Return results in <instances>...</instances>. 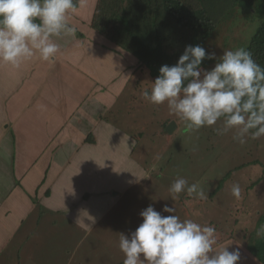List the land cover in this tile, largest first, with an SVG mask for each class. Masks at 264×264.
Instances as JSON below:
<instances>
[{"label":"rangeland","instance_id":"obj_1","mask_svg":"<svg viewBox=\"0 0 264 264\" xmlns=\"http://www.w3.org/2000/svg\"><path fill=\"white\" fill-rule=\"evenodd\" d=\"M185 1H190L192 6L197 3L196 0ZM95 3L96 0H77L76 6L82 4V11H88L90 14ZM263 18L264 13L250 17L244 7L235 4L230 11L220 17L216 29L204 42L206 52H214L218 58L223 51L244 48ZM69 23L71 26L76 24L71 21ZM128 61L133 64L130 67L131 70L137 67V62H130V59ZM215 63L216 60H210L203 68L210 70ZM126 79H129L126 84L122 82L119 86L124 89V93H120L121 97L118 96V92H115L116 99L110 98V101H107L105 97L104 100L97 101L98 105L94 103V100H88L87 105L98 111L93 114V117L87 119V123L90 124L93 121L95 126L97 122L102 125L101 129H106L103 127L105 120L107 122L105 126L112 129L110 125H113V134H117L114 136L112 132L106 134L107 147L99 151L98 155L103 159L90 162L93 166L89 165L88 170L84 173L80 172L82 176L76 174L80 176L78 179L72 176L69 182L65 183V187L61 184L58 192L63 188L60 193L62 199L69 202L70 198L67 196L71 197V194L79 192V188L75 187V181L80 182L87 173H90L94 180L96 178L103 180L109 187L104 188V185H100L102 192L98 190V193L100 197H107L108 203L104 206L106 208L97 202L89 201V205L92 206L93 212L103 211L102 217L99 218V222H104L103 237L109 236L110 241L114 238L115 248H117L120 233L127 236L142 222L139 213L143 209L151 205L155 210L161 211L167 205L175 208L174 214L181 220L192 219L201 225L214 226L216 233L219 232L217 235L222 234V237L226 239L231 235L248 251L250 248L253 253H262L258 239L263 237H257L256 230L264 225V218L257 222L264 214V137L257 140L249 139L247 143L241 145L233 140L234 130L223 135L217 133L215 129L222 127V119L216 125L202 127L191 135H185L182 131L184 122L178 116L169 113L166 103L154 105L143 98L142 92L145 89L150 91L151 82H153L147 75L136 68L135 74ZM114 82L115 80L112 81ZM169 123H172V127L167 132L166 126ZM88 136L91 137L89 133ZM132 140L135 141V147L129 152L128 146L130 147ZM96 150L93 149V155L97 154ZM8 165L9 162L7 164L3 161V167L0 170L2 180L3 172H6ZM57 166L59 165L53 168L59 169ZM179 177L187 179L189 184L200 182L201 186H204L206 182L209 188L208 199L188 197L186 193H181L178 199H173L169 188ZM29 183L30 181L21 182L22 185H29ZM8 184L12 187L9 176L5 181V185L8 186ZM233 184H239L242 189L240 199H236L231 194ZM2 191L0 187V192ZM41 191L43 192L44 188L41 187ZM95 194L93 193V196ZM36 197L28 195L27 199L35 203L33 207H36L38 212L41 196ZM3 198L0 196V201ZM14 198L15 196H12L11 200ZM15 201L18 202V199ZM24 209H26L24 211H32L29 202L25 204ZM161 214L167 216L173 213L161 211ZM53 215V217L57 216ZM2 217L0 216V224L6 220ZM8 217L18 218V214H11ZM59 218L63 220L62 217ZM6 222H9L8 219ZM100 227L102 226H95V228ZM3 231L7 232L6 228ZM99 232L101 230H95L96 236L93 241L99 238ZM75 235L78 237L73 240L65 239L64 241L54 238L46 242L47 255L61 256L62 253H58L59 249L67 254L69 248L74 246V242L81 240L80 243H92L90 238L84 237L83 240L80 237L81 232L77 231ZM100 240L93 242L97 249L103 246L99 243L105 239ZM12 243L15 244L14 252L7 260L2 257L4 254H0V264H31L30 260H23L24 241L15 239ZM63 243L71 245H68V248ZM104 252L100 250V254ZM72 253L76 255L70 264H116V258L119 257L114 255L111 249L108 255L103 254L106 262L98 260L94 255L82 256L73 249H71ZM254 256L257 255L254 254ZM248 264L260 263L248 254Z\"/></svg>","mask_w":264,"mask_h":264},{"label":"crops","instance_id":"obj_2","mask_svg":"<svg viewBox=\"0 0 264 264\" xmlns=\"http://www.w3.org/2000/svg\"><path fill=\"white\" fill-rule=\"evenodd\" d=\"M82 9L80 4L75 12H69V21L76 23L73 25L76 35L56 41L61 50L53 63L34 57L19 70L0 63V170L3 161L9 162V167L3 172V180L0 174V187L3 189L0 196L4 197L0 201V216L9 221L0 224V254H4V260L14 252L12 241L15 239L24 241L23 260H30L31 264H70L76 255L71 254V249L82 256L94 255L105 262L103 254L108 255L111 249L114 255H119L116 264H123L125 259L119 242L115 248L114 238L110 241L109 236L103 237L104 222H99L103 211L93 212L89 205V201L97 202L106 208L107 197H100L98 190L102 192L99 187L109 186L103 180L92 179L87 173L80 182L75 181L79 192L67 196L69 202L60 195L63 188L58 192L61 184L65 187L72 176L78 179L80 176L76 174L82 176L80 172L84 173L89 165L93 166L90 162L103 159L98 155L107 147L106 134H117H113V125H110L113 130L105 126V120L103 127L106 129H101L102 125L97 122L95 126L93 121L87 123V119L98 111L87 105L88 100H94L98 105L97 101L105 97L107 101L116 99L115 92L121 97L124 89L119 86L122 82L125 85L129 80L126 78L135 74L130 67H126L129 63L126 53L103 41L102 36L90 28L91 13L87 14ZM93 149H97V154H92ZM57 164L59 169L53 168ZM7 176L12 187L5 185ZM26 181H30L29 185L21 184ZM93 193L96 194L93 196ZM28 195L41 196L38 212L33 207L35 203L27 199ZM12 196H15L13 200ZM17 199L18 202L15 201ZM27 202L31 205V212L24 211ZM11 214H18V218L8 217ZM53 214L57 216L53 217ZM81 220L91 223L90 232L80 226ZM97 225L102 227L95 228ZM4 228L7 232L3 231ZM95 230L101 232L98 233L99 238L93 241ZM77 231L81 232L83 240L84 237L90 238L92 243H80L81 240L74 242L70 248L68 245L71 244L63 243L69 248L67 254L59 249L61 256L47 255L46 242L54 238L64 241L76 239ZM222 236L217 235L215 247L231 243L229 251L239 249L241 259L237 264H248V254L262 264L252 250L242 247L231 235L227 239ZM99 239H105L99 243L103 245L99 249L105 251L102 254L95 248Z\"/></svg>","mask_w":264,"mask_h":264},{"label":"clouds","instance_id":"obj_3","mask_svg":"<svg viewBox=\"0 0 264 264\" xmlns=\"http://www.w3.org/2000/svg\"><path fill=\"white\" fill-rule=\"evenodd\" d=\"M75 11L74 0H0V63L17 70L34 57L53 63L61 50L56 41L76 35L69 23V12ZM204 60L216 63L209 70L202 67ZM142 96L154 105L166 103L169 113L184 122L185 135L222 119L217 133L234 130L233 140L241 145L264 137V69L246 48L223 51L217 58L200 45H187L174 65L159 68L150 91L145 89ZM134 147L132 140L129 152ZM208 191L206 182L189 184L183 177L169 188L173 199L186 193L207 200ZM231 194L241 198L239 184L232 185ZM161 211L173 214L164 216ZM161 211L149 205L139 213L142 222L134 231L120 233L123 264H237L241 259L239 249L228 250L231 243L215 247L214 226L181 220L167 205ZM80 226L92 230L83 220ZM256 236L264 237V225Z\"/></svg>","mask_w":264,"mask_h":264},{"label":"trees","instance_id":"obj_4","mask_svg":"<svg viewBox=\"0 0 264 264\" xmlns=\"http://www.w3.org/2000/svg\"><path fill=\"white\" fill-rule=\"evenodd\" d=\"M196 1L192 6L190 1L185 0H96L89 26L102 36L103 41L123 50L127 60L137 62L136 68L154 81L159 75V68L165 64L174 65L185 46L200 45L205 48L204 42L216 29L220 17L235 4L244 7L250 17L264 13V0ZM74 2L77 5V0ZM244 48L264 69V18ZM209 62L204 60L202 67ZM131 66V63L126 65ZM136 68L133 67L132 73ZM263 218L264 214L257 222ZM263 238L258 239L262 253H253L262 264Z\"/></svg>","mask_w":264,"mask_h":264},{"label":"water","instance_id":"obj_5","mask_svg":"<svg viewBox=\"0 0 264 264\" xmlns=\"http://www.w3.org/2000/svg\"><path fill=\"white\" fill-rule=\"evenodd\" d=\"M172 127V123H169L167 126H166V131H170V128Z\"/></svg>","mask_w":264,"mask_h":264}]
</instances>
